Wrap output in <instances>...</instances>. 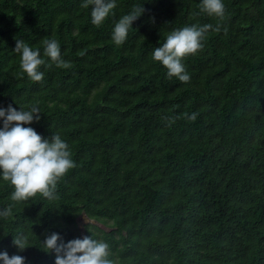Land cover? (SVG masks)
<instances>
[{
	"label": "trees",
	"instance_id": "trees-1",
	"mask_svg": "<svg viewBox=\"0 0 264 264\" xmlns=\"http://www.w3.org/2000/svg\"><path fill=\"white\" fill-rule=\"evenodd\" d=\"M201 2L116 0L97 27L83 0H0V108H39L25 127L59 134L75 164L51 200L14 202L0 178V209H13L0 217V252L55 264L41 241L57 233L107 242L114 264H264V0H223V18ZM142 8L115 45V24ZM205 24L219 30L183 59L190 81L169 79L152 51ZM53 38L69 68L43 55ZM17 40L40 51L42 81L22 73ZM82 213L108 229H80Z\"/></svg>",
	"mask_w": 264,
	"mask_h": 264
},
{
	"label": "clouds",
	"instance_id": "clouds-1",
	"mask_svg": "<svg viewBox=\"0 0 264 264\" xmlns=\"http://www.w3.org/2000/svg\"><path fill=\"white\" fill-rule=\"evenodd\" d=\"M92 6L91 23L101 26L106 18L117 7L116 0H83L82 7ZM200 10L209 17L223 18L225 5L223 0H202ZM144 9H134L130 14L123 15L115 24L112 40L115 45H123L130 28L142 14ZM211 24L203 26L192 25L171 31L161 46L156 47L152 59L161 63L167 70L169 79L175 77L183 83L190 81L186 73L183 59L196 54L202 47ZM14 51L20 56V68L34 82L43 80V73L39 70L45 60L41 58L39 50H33L22 40L16 41ZM43 55L50 58L58 68H69L70 64L61 58V49L56 39L44 41ZM41 111L37 107L30 110H17L12 105L0 108V178L10 183L14 191L11 200L24 202L40 195L47 199H54L59 180L70 169L75 167L71 159L68 144L59 134L50 138L42 137L34 128L25 127L40 120ZM186 117L195 121L196 113ZM174 123V118L169 124ZM13 214L12 206L0 209V217L7 219ZM42 250L55 253V264H114L110 258V246L107 242L93 236L75 238L63 242L57 233L47 234L41 241ZM13 244L24 251L29 246L27 235L19 233L13 235ZM3 264H26V258L21 255H9L7 251L0 252Z\"/></svg>",
	"mask_w": 264,
	"mask_h": 264
},
{
	"label": "rangeland",
	"instance_id": "rangeland-1",
	"mask_svg": "<svg viewBox=\"0 0 264 264\" xmlns=\"http://www.w3.org/2000/svg\"><path fill=\"white\" fill-rule=\"evenodd\" d=\"M87 222H91V223H96L98 224L100 227H102L103 229H108L106 228L104 225L97 223L95 220L90 219L87 215H85L84 213L80 214L78 219H77V225L80 229L83 228V225Z\"/></svg>",
	"mask_w": 264,
	"mask_h": 264
}]
</instances>
